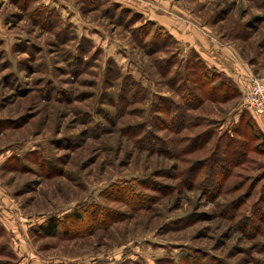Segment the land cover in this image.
I'll return each mask as SVG.
<instances>
[{"label":"rangeland","instance_id":"obj_1","mask_svg":"<svg viewBox=\"0 0 264 264\" xmlns=\"http://www.w3.org/2000/svg\"><path fill=\"white\" fill-rule=\"evenodd\" d=\"M258 77L264 0H0V264H264Z\"/></svg>","mask_w":264,"mask_h":264},{"label":"crops","instance_id":"obj_2","mask_svg":"<svg viewBox=\"0 0 264 264\" xmlns=\"http://www.w3.org/2000/svg\"><path fill=\"white\" fill-rule=\"evenodd\" d=\"M158 21L161 25L165 26L167 30L169 29L171 34L179 37L178 40L180 42H183V39L184 42H188L191 46V50H196L208 66L219 69L225 73H231L227 70L226 64L221 61L222 59H219L218 55H221V51H218V46L215 45L216 43L210 39H207L203 34L204 31H202V29L196 23L191 22V37L186 39L187 37H180V35H182L180 25L174 26L170 21H165V19L161 16H158ZM255 121L264 132V117H255Z\"/></svg>","mask_w":264,"mask_h":264},{"label":"trees","instance_id":"obj_3","mask_svg":"<svg viewBox=\"0 0 264 264\" xmlns=\"http://www.w3.org/2000/svg\"><path fill=\"white\" fill-rule=\"evenodd\" d=\"M148 23H146V25H147ZM164 30V29H163ZM165 31V30H164ZM167 36H169V38H165L164 39V41L168 44L170 41V37H172L171 36V34L170 33H168L167 31H166V33L164 34V37H167ZM175 40V39H174ZM176 41V40H175ZM167 44H165V45H167ZM192 51H194V50H192ZM194 53H196L197 54V57H198V61H193L192 59H191V69H193V68H197V70H201V74H203L204 75V81H202V83L204 84V86L205 85H215V84H217V82H219L218 80V77H220V73H224L223 71H221V70H219V69H216V68H212V67H210V66H208L206 63H205V61L203 60V59H201L200 58V56H199V54L197 53V52H195L194 51ZM193 67V68H192ZM185 68H187L186 66H185ZM186 70V69H185ZM189 70V69H188ZM217 70V71H216ZM191 74H194V73H192V71H191ZM224 75V74H223ZM190 75L188 74L187 76H186V78H188ZM228 76V75H227ZM230 77V76H229ZM185 78V79H186ZM220 79H221V77H220ZM231 79L233 80V82H235L234 81V79L231 77ZM187 80V79H186ZM192 81V80H191ZM213 85V86H214ZM227 87L225 88L226 89V91L228 90L227 88L228 87H230V88H232V89H234V87L232 86H230V85H226ZM216 86L215 87H213V90H212V92H214V93H216V94H219V93H217L216 92ZM222 90V89H221ZM221 90H220V92H221ZM222 94H223V90H222ZM175 120H176V118H175ZM253 129H254V131L255 132H258L259 133V135H260V137L262 138V139H264V132L261 130V128L259 127V125L257 124V122L255 121V117L253 118ZM75 217H76V215H75ZM64 224L65 223H63L62 225H61V227L62 226H64ZM60 227V225L58 224V222L54 219V218H50V219H48L46 222H45V224H43V225H41L40 227H39V230L41 231V232H43L45 235H47V236H54L56 233H57V229Z\"/></svg>","mask_w":264,"mask_h":264},{"label":"built area","instance_id":"obj_4","mask_svg":"<svg viewBox=\"0 0 264 264\" xmlns=\"http://www.w3.org/2000/svg\"><path fill=\"white\" fill-rule=\"evenodd\" d=\"M245 101L252 111L264 116V77L253 79L251 87L246 92Z\"/></svg>","mask_w":264,"mask_h":264}]
</instances>
